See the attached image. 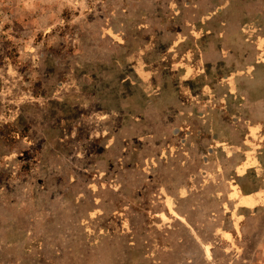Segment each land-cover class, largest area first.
<instances>
[{
  "label": "rangeland",
  "instance_id": "1",
  "mask_svg": "<svg viewBox=\"0 0 264 264\" xmlns=\"http://www.w3.org/2000/svg\"><path fill=\"white\" fill-rule=\"evenodd\" d=\"M202 1L0 0V264H264V203L238 210L231 181L249 156L264 190L262 69L208 90V137L172 135L175 155H123L127 130L107 118L136 113L143 86L123 80L184 51ZM168 159L192 166L172 217Z\"/></svg>",
  "mask_w": 264,
  "mask_h": 264
},
{
  "label": "crops",
  "instance_id": "2",
  "mask_svg": "<svg viewBox=\"0 0 264 264\" xmlns=\"http://www.w3.org/2000/svg\"><path fill=\"white\" fill-rule=\"evenodd\" d=\"M188 11L192 18L184 25L186 49L174 48L175 51L159 59L157 64L138 58L134 79L123 80V83L140 84L145 93V98L139 102L137 97V102L133 98L126 101L127 108L135 114L122 111L107 117L120 124L119 132L128 131L123 155L129 154L130 148L141 155H175L174 148L163 141L172 135L191 138L197 124L199 136L203 134L207 138L208 132L202 125L209 112L207 91L225 87L237 90L241 75L255 74L261 69L264 73V66H250L251 60L264 59V0H206L191 3L185 10ZM230 60H233L231 67ZM111 139L115 136H109L107 149L111 147ZM239 153L238 150L233 152L234 155ZM255 161L249 156L243 157L235 166L232 198L238 210L249 211L264 203ZM167 163L160 168V173H167L168 184L163 190L159 189L157 195L164 205V214L172 217V213L176 215V202L185 200L176 188L191 185L192 166L191 162L186 166L170 159ZM155 177L151 176L150 180H156Z\"/></svg>",
  "mask_w": 264,
  "mask_h": 264
}]
</instances>
